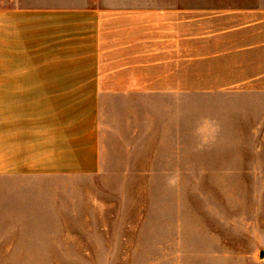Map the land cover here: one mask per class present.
Segmentation results:
<instances>
[{"label":"rangeland","instance_id":"374dc122","mask_svg":"<svg viewBox=\"0 0 264 264\" xmlns=\"http://www.w3.org/2000/svg\"><path fill=\"white\" fill-rule=\"evenodd\" d=\"M47 2L139 14L142 42L103 53L96 173H0V264H264L251 0Z\"/></svg>","mask_w":264,"mask_h":264},{"label":"crops","instance_id":"0c3cea01","mask_svg":"<svg viewBox=\"0 0 264 264\" xmlns=\"http://www.w3.org/2000/svg\"><path fill=\"white\" fill-rule=\"evenodd\" d=\"M113 14L47 0H0V173L99 170L98 115L109 92L103 53L142 42L127 34L139 14ZM118 16L126 22L107 24ZM254 50L264 52V0H251Z\"/></svg>","mask_w":264,"mask_h":264},{"label":"clouds","instance_id":"9594fccd","mask_svg":"<svg viewBox=\"0 0 264 264\" xmlns=\"http://www.w3.org/2000/svg\"><path fill=\"white\" fill-rule=\"evenodd\" d=\"M197 131H200V129H197Z\"/></svg>","mask_w":264,"mask_h":264}]
</instances>
